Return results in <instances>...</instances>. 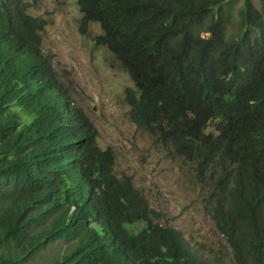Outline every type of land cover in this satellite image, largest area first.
Segmentation results:
<instances>
[{
    "label": "trees",
    "instance_id": "trees-1",
    "mask_svg": "<svg viewBox=\"0 0 264 264\" xmlns=\"http://www.w3.org/2000/svg\"><path fill=\"white\" fill-rule=\"evenodd\" d=\"M43 1L0 0V264H264V0H78L135 83L131 120L194 167L229 263L116 174L43 52Z\"/></svg>",
    "mask_w": 264,
    "mask_h": 264
},
{
    "label": "rangeland",
    "instance_id": "rangeland-1",
    "mask_svg": "<svg viewBox=\"0 0 264 264\" xmlns=\"http://www.w3.org/2000/svg\"><path fill=\"white\" fill-rule=\"evenodd\" d=\"M236 5L239 10L242 2ZM29 14L46 20L43 52L53 57L59 80L96 127L99 146L114 150L116 174L133 178L158 213L156 221L181 231L215 262L229 263L231 249L204 208L194 167L131 120L126 90H136L135 83L106 47L96 45L102 27L92 23L87 34L80 32L78 0H46L32 5Z\"/></svg>",
    "mask_w": 264,
    "mask_h": 264
}]
</instances>
